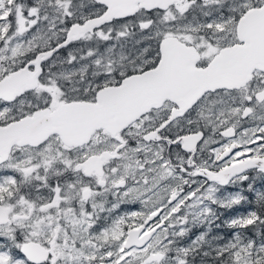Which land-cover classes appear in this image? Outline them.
Instances as JSON below:
<instances>
[{
  "label": "snow or ice",
  "instance_id": "6c2138e0",
  "mask_svg": "<svg viewBox=\"0 0 264 264\" xmlns=\"http://www.w3.org/2000/svg\"><path fill=\"white\" fill-rule=\"evenodd\" d=\"M258 182L264 0H0V264H264Z\"/></svg>",
  "mask_w": 264,
  "mask_h": 264
},
{
  "label": "trees",
  "instance_id": "16d2710c",
  "mask_svg": "<svg viewBox=\"0 0 264 264\" xmlns=\"http://www.w3.org/2000/svg\"><path fill=\"white\" fill-rule=\"evenodd\" d=\"M260 184L261 183H259V184H257V188H262L261 186H260ZM247 194V193H246ZM247 205H240V206H235L234 207V209H232V210H228V211H226L227 212V218L228 217H231V216H233V215H236V214H238V213H242V212H244L246 209H247ZM223 233L225 232V233H227V229H222L221 230Z\"/></svg>",
  "mask_w": 264,
  "mask_h": 264
},
{
  "label": "flooded vegetation",
  "instance_id": "af4514ba",
  "mask_svg": "<svg viewBox=\"0 0 264 264\" xmlns=\"http://www.w3.org/2000/svg\"><path fill=\"white\" fill-rule=\"evenodd\" d=\"M258 183H260V182H258ZM232 189H233V187H230V188H227L226 191H229V190H232ZM236 189H237V188H236ZM133 210H135V208H134ZM224 215H225V218H227V212H225Z\"/></svg>",
  "mask_w": 264,
  "mask_h": 264
},
{
  "label": "rangeland",
  "instance_id": "374dc122",
  "mask_svg": "<svg viewBox=\"0 0 264 264\" xmlns=\"http://www.w3.org/2000/svg\"><path fill=\"white\" fill-rule=\"evenodd\" d=\"M257 184H259V183H257ZM260 186L261 187H264V185H262V184H260ZM229 191H231V192H235V191H238V189H236L235 187H233V189L232 190H229ZM240 206V205H239ZM225 233V232H224Z\"/></svg>",
  "mask_w": 264,
  "mask_h": 264
}]
</instances>
